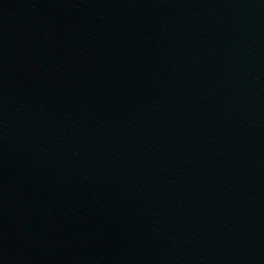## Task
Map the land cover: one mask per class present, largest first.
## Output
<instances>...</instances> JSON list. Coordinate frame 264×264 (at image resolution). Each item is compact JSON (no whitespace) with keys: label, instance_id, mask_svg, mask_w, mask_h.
<instances>
[{"label":"water","instance_id":"water-1","mask_svg":"<svg viewBox=\"0 0 264 264\" xmlns=\"http://www.w3.org/2000/svg\"><path fill=\"white\" fill-rule=\"evenodd\" d=\"M0 264H264V0H0Z\"/></svg>","mask_w":264,"mask_h":264}]
</instances>
